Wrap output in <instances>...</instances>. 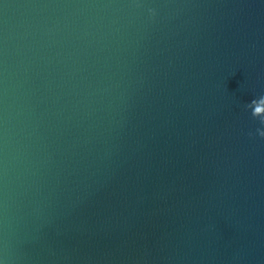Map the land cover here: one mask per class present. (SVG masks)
Returning <instances> with one entry per match:
<instances>
[{
	"label": "water",
	"instance_id": "water-1",
	"mask_svg": "<svg viewBox=\"0 0 264 264\" xmlns=\"http://www.w3.org/2000/svg\"><path fill=\"white\" fill-rule=\"evenodd\" d=\"M262 96L264 0H0V264H264Z\"/></svg>",
	"mask_w": 264,
	"mask_h": 264
},
{
	"label": "clouds",
	"instance_id": "clouds-1",
	"mask_svg": "<svg viewBox=\"0 0 264 264\" xmlns=\"http://www.w3.org/2000/svg\"><path fill=\"white\" fill-rule=\"evenodd\" d=\"M150 12H151V14H152L153 16L156 15V10H155V9H150ZM260 99H264V96H262V97H260V98H258V99H256V100H260ZM256 100H253V101H256ZM253 101H252L251 104L248 105V107L252 110V115H253V117H255V118H259L260 123H261L262 125H264V116H257V115H256L258 109L255 107V104L253 103ZM257 133L259 134V136H260L261 138H264V128H258V129H257Z\"/></svg>",
	"mask_w": 264,
	"mask_h": 264
}]
</instances>
